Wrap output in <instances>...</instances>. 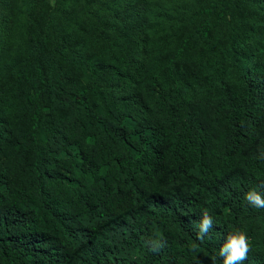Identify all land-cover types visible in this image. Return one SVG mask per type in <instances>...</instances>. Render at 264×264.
<instances>
[{
	"label": "trees",
	"instance_id": "trees-1",
	"mask_svg": "<svg viewBox=\"0 0 264 264\" xmlns=\"http://www.w3.org/2000/svg\"><path fill=\"white\" fill-rule=\"evenodd\" d=\"M238 1L131 12L101 25L105 48L57 38L58 57L26 27L0 80V264H222L237 230L242 264H264V209L244 199L264 195V0Z\"/></svg>",
	"mask_w": 264,
	"mask_h": 264
},
{
	"label": "rangeland",
	"instance_id": "rangeland-1",
	"mask_svg": "<svg viewBox=\"0 0 264 264\" xmlns=\"http://www.w3.org/2000/svg\"><path fill=\"white\" fill-rule=\"evenodd\" d=\"M90 1L77 3L75 0H35L30 7V0H0V63L4 62L6 65V69L0 71L2 84L9 90L13 87L14 79L7 73L6 59L8 56L13 58L17 52L23 53L26 27L31 26L37 34V46L43 52L55 55L53 44L57 38L60 41L66 37L72 41L77 38L79 43L86 39L89 41L94 35L97 40L96 43L92 40L95 49H103L105 45L101 42L102 39L113 36L107 33L111 32V26H101L105 21L112 24V20L116 19L119 26L122 22L125 23L120 29L127 30L131 26V12L143 13L145 8L149 10L156 7L163 10L174 8L177 13L179 10L185 12L190 10L189 7L198 9L214 0H102L103 2L95 1L94 6L89 7L86 4ZM243 2L244 0H240L235 5L238 8L245 7ZM85 6L94 13L88 14ZM149 39L146 38V41ZM110 81L107 80L106 83ZM17 87L24 90L20 85ZM134 90V87L128 89L130 93Z\"/></svg>",
	"mask_w": 264,
	"mask_h": 264
},
{
	"label": "clouds",
	"instance_id": "clouds-1",
	"mask_svg": "<svg viewBox=\"0 0 264 264\" xmlns=\"http://www.w3.org/2000/svg\"><path fill=\"white\" fill-rule=\"evenodd\" d=\"M257 159L264 160V151H260ZM244 199L248 205L257 209H264V195L252 189L245 193ZM213 218L208 211L201 213L199 222L197 223L196 239L203 241L208 236L213 227ZM166 241L163 235L156 232L153 237L144 241L148 251L159 252L165 247ZM198 246L193 244L190 248L192 253L197 254ZM250 251L249 240L245 233L237 230L229 233L226 242L219 248L218 254L222 259V264H242L247 259Z\"/></svg>",
	"mask_w": 264,
	"mask_h": 264
}]
</instances>
